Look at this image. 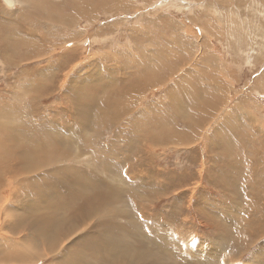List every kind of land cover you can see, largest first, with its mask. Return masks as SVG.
<instances>
[{
    "label": "rangeland",
    "instance_id": "obj_1",
    "mask_svg": "<svg viewBox=\"0 0 264 264\" xmlns=\"http://www.w3.org/2000/svg\"><path fill=\"white\" fill-rule=\"evenodd\" d=\"M12 1L0 0V143L66 147L25 176L15 155L14 178L0 169V259L129 264L140 242L158 264H264V0ZM118 94L117 119L87 136L98 156H75L81 103ZM60 222L53 253L27 239ZM27 244L40 245L32 259Z\"/></svg>",
    "mask_w": 264,
    "mask_h": 264
},
{
    "label": "bare ground",
    "instance_id": "obj_2",
    "mask_svg": "<svg viewBox=\"0 0 264 264\" xmlns=\"http://www.w3.org/2000/svg\"><path fill=\"white\" fill-rule=\"evenodd\" d=\"M24 2V1H23ZM78 14V13H77ZM139 83L140 82H134V84H132V85H129L130 87H131V90H129L128 92H130V93H132L133 91H136V89L138 88V85H139ZM136 88V89H135ZM101 89H103V88H101ZM104 90V89H103ZM31 92H33V89H32V87H26V89H25V94L26 95H31ZM125 93L127 94V92L125 91ZM119 98H120V100H119V102H118V98L116 99V100H111V101H106V105H104L103 107L102 106H100V108L99 109H97V108H95V107H92V105L90 104V101H87L88 103H81V105L82 106H84V108L82 109V112H84V111H86V113L84 112L83 113V115L81 116V118H82V121L84 122V125H85V127H81V123H79L78 125H79V128H81L82 130H81V132L82 131H85V133H84V135L85 136H81V135H79V136H76L75 134H73L72 133V135H74V137H76V141H81V143H82V147H81V149H77L75 152H76V155L75 156H78V157H81V155L83 156V155H88L89 157H91L92 158V156H94V158H95V155H97L96 154V152H98L99 150H98V148H97V146L95 145H93V142L94 141H96V139H94L93 141H90V139L87 137V136H89L91 133H90V130H91V128H93L94 126H96V125H98V126H101V127H103L104 125H112L113 124V121H115L116 119H117V117L119 116L118 115V112H121L120 111V109H121V104H122V99L124 98V94L123 95H117ZM201 93H197V96H196V99H195V101H197V102H195V103H193V105H194V107H195V105H198V109H201V108H204V105H202L201 103H199V102H201V100L199 101V99L201 98ZM80 99H81V96H80ZM192 101H193V99H192ZM30 103V102H29ZM117 105V106H116ZM79 107H80V105H79ZM78 107V108H79ZM4 111V110H3ZM81 111V110H80ZM2 113V112H1ZM26 113V112H25ZM79 114H80V112H79ZM3 117V114H0V118H2ZM80 117V116H79ZM92 117V118H91ZM78 119V118H77ZM12 120V119H11ZM10 121V120H9ZM16 122V121H15ZM84 125H82V126H84ZM58 126H60V125H58ZM3 128V127H2ZM105 128V127H104ZM106 129V128H105ZM22 130V129H21ZM20 130V131H21ZM98 130V129H97ZM97 130H95V131H93L94 133H98L97 132ZM11 131V130H10ZM22 132V131H21ZM93 132H92V134H93ZM106 132V131H105ZM161 132L163 133V131L161 130ZM12 133V132H11ZM170 133H173L174 134V132L173 131H170ZM13 134V133H12ZM56 134V133H55ZM68 134V133H67ZM89 134V135H88ZM58 137V136H57ZM1 138H2V135H0V141H1ZM18 138H20V137H18ZM171 138H173V137H171ZM53 139H54V137H53ZM17 140V139H16ZM26 140V139H25ZM25 140H23V139H21V142H19V143H17V144H15V145H3V144H1L0 143V169L4 166V165H6V170H5V172H4V174H5V176H10V178H14V176H16L17 175V173L15 172V175H14V169L12 170V168L10 167V158L12 157V156H16L17 158H22V161H23V163H24V165L22 164V167L20 168L19 166V169H21L20 170V173H18L19 175H24L25 176V174H30L31 172H35L38 168H40L41 166L42 167H44L43 165H45L46 163L47 164H49V157L51 156V155H53V154H50L49 153V149H50V152L51 153H53L52 152V149H51V147H53V148H55V149H57L58 151H57V154H54L55 156L56 155H58L59 154V152H60V150H63L64 149V147H66L65 145H64V147H62V146H60L62 143L60 142V141H58L57 143L55 142V141H53V143H55V145H52V144H50V143H48V145H46V144H43V143H41V142H34V141H31V139L30 140H28V141H25ZM156 140H158V141H161L162 139L161 138H158V139H156ZM174 140V139H173ZM15 141V140H14ZM50 141H52V140H50ZM114 141V140H113ZM166 141H168V139H166ZM15 143H16V141H15ZM20 144V145H19ZM10 146V147H9ZM76 149V148H75ZM43 152H45V154L44 155H42V153ZM72 152V151H71ZM99 153V152H98ZM21 154L23 155V156H21ZM62 155H63V157H64V154L62 153ZM98 156V155H97ZM74 157V156H73ZM66 158V157H65ZM12 159H14V158H12ZM62 158H57L56 159V161H55V163H58L60 160H61ZM77 159V158H76ZM79 160V159H78ZM93 160V159H92ZM13 161V160H12ZM11 161V162H12ZM16 161V160H15ZM20 161V160H19ZM76 161V160H75ZM101 160L99 159V157H97V159H95L94 160V162L96 163V162H98V165H99V162H100ZM14 162V161H13ZM63 162V161H62ZM19 163V162H18ZM55 163H53V164H55ZM60 163V162H59ZM21 164V163H20ZM19 164V165H20ZM17 165V164H16ZM74 165H75V163H74ZM12 166V165H11ZM76 166V165H75ZM97 166V165H96ZM14 167V166H13ZM16 167V166H15ZM55 167H57V166H55ZM74 167V166H73ZM98 167V166H97ZM54 168V167H53ZM18 169V168H17ZM16 171V170H15ZM37 171H39V170H37ZM119 175V174H118ZM88 176H90L89 174H88ZM72 178H73V180L75 179L74 177H73V175L71 176ZM9 178V177H8ZM7 178V179H8ZM9 180V179H8ZM87 180V179H86ZM85 180V181H86ZM0 181H1V183L3 182L4 183V180L3 179H1L0 178ZM14 181V180H13ZM84 181V182H85ZM88 181V180H87ZM9 182H12V181H9ZM6 184H7V182H6ZM9 184V183H8ZM11 184V183H10ZM2 185V184H1ZM5 185V184H4ZM93 185V184H92ZM8 186V185H7ZM105 186V185H104ZM9 187V186H8ZM11 188V187H10ZM10 188H9V190H10ZM107 188V187H106ZM109 188V187H108ZM8 188H6V190H7ZM5 190V191H6ZM107 190H110V189H107ZM3 191H4V189H3ZM1 193H2V191H1ZM4 193V192H3ZM6 193V192H5ZM8 194V193H7ZM7 196V195H6ZM4 202V201H3ZM5 202H6V200H5ZM86 203V202H85ZM4 204V203H3ZM0 205H2V204H0ZM87 205V204H86ZM1 208H2V206H1ZM73 210V209H72ZM69 211H71V210H69ZM62 213V212H61ZM70 215L68 214V217H69ZM212 216V215H211ZM210 216V217H211ZM80 218H81V216L79 215L78 217H76L72 222H70V221H67L66 222V224H65V227L66 226H68V225H73L76 221H79L80 220ZM67 220H69V219H67ZM44 221V220H43ZM45 223H50L49 222V219H46L45 221H44ZM70 222V223H69ZM33 223H31V224H29V225H31V226H33L32 225ZM237 225V224H236ZM50 226H52V225H50ZM35 227H36V224H35ZM65 227H63L62 229H61V222L59 223V225L58 226H53V227H51L52 229H51V231H49V233L47 232H45V231H39V232H37L36 234H33V230L31 229V236L28 234L27 235V239L28 240H34V242H37V243H39V241H41L43 244L44 243H46V246H48L47 245V243H49V246H51V249H52V251L50 252V253H53L54 252V250L59 246V243L58 242H56L58 239H60V238H66V236L69 234V232H67L66 234H61V233H63V230L65 229ZM224 227V226H223ZM225 228V227H224ZM247 229V228H246ZM62 231V232H61ZM35 232V231H34ZM228 232V231H227ZM229 233H231L230 231H229ZM245 233V232H244ZM45 234H47V237H43V235H45ZM33 236V237H32ZM61 236V237H60ZM225 237H222V239H224ZM24 239V238H23ZM26 239V240H27ZM228 242V241H227ZM27 243V242H26ZM30 243V242H29ZM8 244H9V242H8ZM32 244V243H31ZM31 244H27L25 247H23V248H25L24 250L26 251V253H27V255H28V253H29V255H28V257H29V259L31 258V254L33 253V255L35 254L36 256L39 254V246L40 245H37L36 247H33ZM11 245V244H10ZM45 245V244H44ZM43 245V246H44ZM30 246H31V250L29 249L30 248ZM221 247L223 246V243L220 245ZM7 247H8V245H7ZM10 247H13V246H9V248ZM22 248V247H21ZM47 248V247H46ZM4 249V248H3ZM7 249V248H6ZM11 249V248H10ZM28 249V250H27ZM16 250H17V248H16ZM18 250H20V249H18ZM116 255L117 256H120V251H121V247L120 246H117L116 247ZM7 251V250H6ZM28 251V252H27ZM29 251H31V252H29ZM111 252V251H110ZM8 254H11V255H15V254H13V253H11V252H9ZM32 255V256H33ZM35 255H34V257H35ZM137 255V256H136ZM23 256V255H22ZM25 257H26V255H24ZM136 256V258H134ZM27 258V257H26ZM37 258H41V257H37ZM42 258H44V257H42ZM17 259V258H16ZM20 259V258H19ZM23 259V258H22ZM32 259V258H31ZM38 259V260H39ZM210 259L212 260V262L210 263V264H217L218 262H219V259L218 258H215V257H210ZM35 260H36V258H35ZM34 260V261H35ZM106 262H107V260L106 259H104ZM135 260H149V263L150 264H158V261H159V256L158 255H149V252L148 251H145L144 250V248H143V246L141 245V243L139 242V244H138V247H137V249H136V251H135V255L128 261V263L129 264H131L130 262H132V261H135ZM12 261H16V260H13V259H11V260H8V256H4L3 258H2V260L0 259V264H11L10 262H12ZM26 261V260H25ZM25 261H23V260H19V262H25ZM28 261V260H27ZM26 261V262H27ZM25 262V263H26ZM31 261H29V263H30ZM148 262V261H147ZM25 263H23V264H25ZM32 263V262H31ZM136 263V262H135ZM142 263V262H141ZM15 264V263H14ZM21 264V263H20ZM138 264V263H137ZM198 264H201V262H199Z\"/></svg>",
    "mask_w": 264,
    "mask_h": 264
},
{
    "label": "water",
    "instance_id": "obj_3",
    "mask_svg": "<svg viewBox=\"0 0 264 264\" xmlns=\"http://www.w3.org/2000/svg\"><path fill=\"white\" fill-rule=\"evenodd\" d=\"M8 7H12L14 5L12 0H2Z\"/></svg>",
    "mask_w": 264,
    "mask_h": 264
},
{
    "label": "crops",
    "instance_id": "obj_4",
    "mask_svg": "<svg viewBox=\"0 0 264 264\" xmlns=\"http://www.w3.org/2000/svg\"><path fill=\"white\" fill-rule=\"evenodd\" d=\"M245 157V156H244ZM244 160H245V158H244Z\"/></svg>",
    "mask_w": 264,
    "mask_h": 264
}]
</instances>
